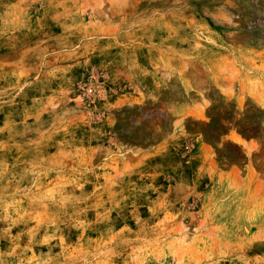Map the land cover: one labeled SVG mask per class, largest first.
Instances as JSON below:
<instances>
[{"label": "rangeland", "instance_id": "rangeland-1", "mask_svg": "<svg viewBox=\"0 0 264 264\" xmlns=\"http://www.w3.org/2000/svg\"><path fill=\"white\" fill-rule=\"evenodd\" d=\"M0 264H264V0H0Z\"/></svg>", "mask_w": 264, "mask_h": 264}]
</instances>
